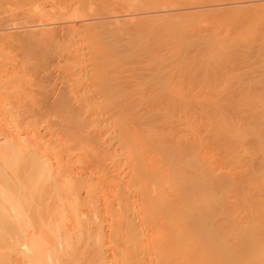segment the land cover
<instances>
[{"label":"bare ground","instance_id":"1","mask_svg":"<svg viewBox=\"0 0 264 264\" xmlns=\"http://www.w3.org/2000/svg\"><path fill=\"white\" fill-rule=\"evenodd\" d=\"M73 46L50 132L29 122L0 141V264H264V92L151 108L159 95L111 89L112 63Z\"/></svg>","mask_w":264,"mask_h":264},{"label":"rangeland","instance_id":"2","mask_svg":"<svg viewBox=\"0 0 264 264\" xmlns=\"http://www.w3.org/2000/svg\"><path fill=\"white\" fill-rule=\"evenodd\" d=\"M0 3V90L6 95L0 104V141H4L7 128H20L25 136L24 127L29 122H38L43 135L50 132L55 117L48 112L60 108L57 98L71 95L73 98V94L69 95L70 78L79 69L74 68V73L70 66L72 55L70 46L67 47L70 44L74 45L72 49H80L79 53H88L89 57L95 51L112 63L106 68L112 71L106 80H111V89L115 87L114 90L132 98L159 95L156 102L152 98L148 107L160 103L158 97L172 93L215 96L264 92V51L258 46V36H264V0H0ZM85 3L90 5L87 11L81 9ZM248 17L251 22L254 20L250 32L244 22ZM233 36L236 37L231 47L219 45ZM206 39L212 47L217 43L218 48L215 45L209 53L211 46ZM229 57L232 59L228 60ZM83 64L87 67L82 64L80 67L91 68L89 63ZM5 77L12 79L7 88ZM75 100L70 102L77 109ZM135 105L134 108L141 109L142 104Z\"/></svg>","mask_w":264,"mask_h":264}]
</instances>
